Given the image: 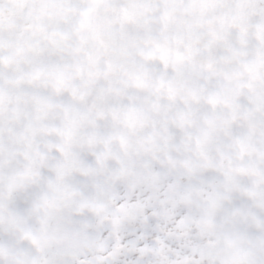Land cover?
<instances>
[{"label":"snow or ice","instance_id":"obj_1","mask_svg":"<svg viewBox=\"0 0 264 264\" xmlns=\"http://www.w3.org/2000/svg\"><path fill=\"white\" fill-rule=\"evenodd\" d=\"M0 264H264V0H0Z\"/></svg>","mask_w":264,"mask_h":264}]
</instances>
